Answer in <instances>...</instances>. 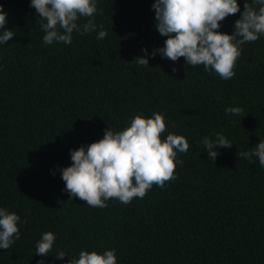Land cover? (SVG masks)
<instances>
[{
  "label": "trees",
  "instance_id": "obj_1",
  "mask_svg": "<svg viewBox=\"0 0 264 264\" xmlns=\"http://www.w3.org/2000/svg\"><path fill=\"white\" fill-rule=\"evenodd\" d=\"M153 3L97 0L96 31L45 45L30 0H0L15 33L0 45V207L21 218L20 239L0 249V264H68L81 250L111 249L117 264H264V168L237 156L264 140V36L241 45L235 76L223 80L184 58H152L167 39ZM239 18L219 31L232 34ZM101 24L107 36L98 40ZM154 112L165 118L162 138L183 135L190 145L177 155V178L127 205L70 200L60 171L72 164L70 150ZM218 132L233 146H215L214 163L201 141ZM43 232L56 236L47 257L35 253ZM61 250L68 255L56 259Z\"/></svg>",
  "mask_w": 264,
  "mask_h": 264
},
{
  "label": "clouds",
  "instance_id": "obj_2",
  "mask_svg": "<svg viewBox=\"0 0 264 264\" xmlns=\"http://www.w3.org/2000/svg\"><path fill=\"white\" fill-rule=\"evenodd\" d=\"M258 6V7H257ZM30 7L43 21L42 42L71 44L74 31L85 35L96 31L95 15L103 10L97 8V0H30ZM157 31L167 37L164 46L155 49L161 58L177 62L184 58L185 67L202 65L206 71L214 72L223 80L235 76V66L242 54L241 45L252 43L264 36V0H244L243 11L237 0H154ZM240 13L234 22L232 34L219 31L222 22L229 16ZM86 23L80 25V19ZM7 14L0 4V29H5ZM98 40L107 36L103 25H99ZM12 30L0 32V45L14 37ZM147 53V49H142ZM138 66L148 67L149 60L137 57ZM176 69L173 68V72ZM226 114L241 115L240 107H228ZM175 127V125H173ZM163 114L154 112L150 118L135 115L130 125L113 131L109 127L99 141L70 150L72 164L60 169L70 200L78 198L89 207L106 208L107 201L116 199L130 204L134 198H144L152 187L163 188L166 182L175 180V169L182 160L177 155L186 154L190 145L183 135L169 133ZM201 143L208 153L209 161L215 163L218 151L215 146L230 149L233 144L218 132L215 139L203 137ZM239 159L253 163V157L264 168V140L251 150L237 152ZM54 174V173H53ZM21 218L15 212L0 207V249H9L14 240L20 239L18 224ZM26 223V221H23ZM56 236L43 232L36 242L35 253L47 257L53 249ZM67 253L57 252L56 259ZM37 264H43L38 261ZM68 264H117L115 249L103 254L81 250L78 258H70Z\"/></svg>",
  "mask_w": 264,
  "mask_h": 264
}]
</instances>
